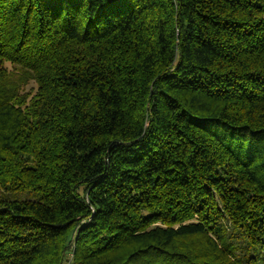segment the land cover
<instances>
[{"label":"trees","instance_id":"trees-1","mask_svg":"<svg viewBox=\"0 0 264 264\" xmlns=\"http://www.w3.org/2000/svg\"><path fill=\"white\" fill-rule=\"evenodd\" d=\"M0 264H264V0H0Z\"/></svg>","mask_w":264,"mask_h":264},{"label":"rangeland","instance_id":"rangeland-1","mask_svg":"<svg viewBox=\"0 0 264 264\" xmlns=\"http://www.w3.org/2000/svg\"><path fill=\"white\" fill-rule=\"evenodd\" d=\"M31 87L36 88L34 84H30V85L28 86V89H30ZM19 197L22 198V199L31 198L30 195H28V194H24V195H21V196H19ZM32 199H33V198H32Z\"/></svg>","mask_w":264,"mask_h":264}]
</instances>
